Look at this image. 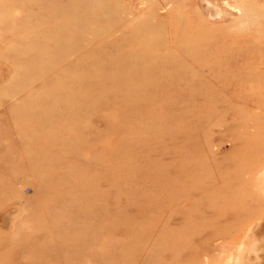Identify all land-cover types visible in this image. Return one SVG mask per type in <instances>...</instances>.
Here are the masks:
<instances>
[{"label":"rangeland","instance_id":"374dc122","mask_svg":"<svg viewBox=\"0 0 264 264\" xmlns=\"http://www.w3.org/2000/svg\"><path fill=\"white\" fill-rule=\"evenodd\" d=\"M240 246L264 264V0H0V264Z\"/></svg>","mask_w":264,"mask_h":264},{"label":"bare ground","instance_id":"6f19581e","mask_svg":"<svg viewBox=\"0 0 264 264\" xmlns=\"http://www.w3.org/2000/svg\"><path fill=\"white\" fill-rule=\"evenodd\" d=\"M38 21V20H37ZM230 223V222H229ZM232 224V223H231ZM252 224V223H251ZM253 224H256V223H253ZM226 226H228L229 228H231V226L232 225H226ZM225 227V226H224ZM252 227V226H251ZM251 227H249V229H248V234L246 233L244 236H245V239L246 240H244L246 243H248V239L251 237V234L254 232V227L253 228H251ZM211 228L212 229H214V225L213 224H211ZM223 229V228H222ZM256 229V228H255ZM218 231H220V230H218ZM227 231V227H225V229L224 230H222V232L221 233H223L224 234V232H226ZM228 231H229V229H228ZM250 232V233H249ZM248 235V236H247ZM242 242H243V240L241 241V244H242ZM246 243H244V245L246 244ZM240 250H241V254L239 255V259L236 261V264H242L243 263V259H244V257L245 256H243V251H245L244 249V247L242 248L241 246H240V248H239Z\"/></svg>","mask_w":264,"mask_h":264}]
</instances>
